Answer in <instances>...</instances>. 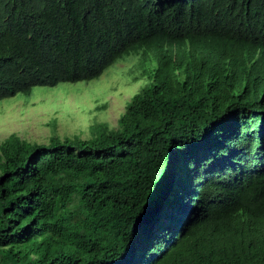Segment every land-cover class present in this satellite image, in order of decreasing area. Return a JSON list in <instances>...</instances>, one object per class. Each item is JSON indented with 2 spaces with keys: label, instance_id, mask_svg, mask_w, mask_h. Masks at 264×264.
Listing matches in <instances>:
<instances>
[{
  "label": "trees",
  "instance_id": "1",
  "mask_svg": "<svg viewBox=\"0 0 264 264\" xmlns=\"http://www.w3.org/2000/svg\"><path fill=\"white\" fill-rule=\"evenodd\" d=\"M131 55L117 128L1 144L0 264H264V0H0V102Z\"/></svg>",
  "mask_w": 264,
  "mask_h": 264
},
{
  "label": "rangeland",
  "instance_id": "2",
  "mask_svg": "<svg viewBox=\"0 0 264 264\" xmlns=\"http://www.w3.org/2000/svg\"><path fill=\"white\" fill-rule=\"evenodd\" d=\"M205 46V45H204ZM193 48L191 40L164 44L163 53L184 58ZM206 48V47H205ZM142 56L131 55L110 67L99 79L80 84L37 88L34 94L18 95L0 102V146L15 134L32 144H49L53 137H94L93 127L118 120L133 96L148 85Z\"/></svg>",
  "mask_w": 264,
  "mask_h": 264
}]
</instances>
